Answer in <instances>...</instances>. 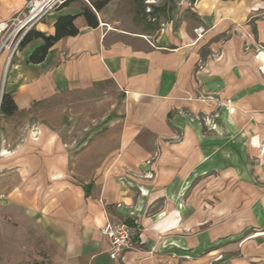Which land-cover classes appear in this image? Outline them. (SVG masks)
Listing matches in <instances>:
<instances>
[{
	"label": "crops",
	"instance_id": "1",
	"mask_svg": "<svg viewBox=\"0 0 264 264\" xmlns=\"http://www.w3.org/2000/svg\"><path fill=\"white\" fill-rule=\"evenodd\" d=\"M26 2L0 0V22ZM67 15L78 33L41 63L40 39L0 56L17 109L0 113V220L52 264H264V63L244 50L264 47V0H74L33 31ZM25 117L44 123L19 143ZM121 222L139 239L112 260L100 230Z\"/></svg>",
	"mask_w": 264,
	"mask_h": 264
},
{
	"label": "built area",
	"instance_id": "2",
	"mask_svg": "<svg viewBox=\"0 0 264 264\" xmlns=\"http://www.w3.org/2000/svg\"><path fill=\"white\" fill-rule=\"evenodd\" d=\"M67 0H27L24 9L9 20L0 22V56L6 54V64L19 53L26 35L53 11L60 8ZM110 242L109 257L119 258L124 251L133 250L137 244L136 229L121 222L106 225L100 230Z\"/></svg>",
	"mask_w": 264,
	"mask_h": 264
},
{
	"label": "rangeland",
	"instance_id": "3",
	"mask_svg": "<svg viewBox=\"0 0 264 264\" xmlns=\"http://www.w3.org/2000/svg\"><path fill=\"white\" fill-rule=\"evenodd\" d=\"M249 49L253 50V52L255 53V58L260 62L261 66L263 67L264 61L261 58V55H264V47L261 45H254V47L252 48L250 44H245L244 50L246 51ZM230 104L231 101H228L229 106ZM229 106L228 109L230 110ZM58 107L59 106H57L56 110L59 109ZM49 110L50 109H47L46 107L40 106L37 107V109L31 111L30 114L43 116L44 114L47 113L49 114ZM35 120L36 118L34 117L30 119L25 117V118H20L18 122H13L15 128L20 129V133H19L20 137L18 139L19 143L22 142L23 136L25 135V132L27 131V126L29 124L34 123L36 124L35 127L37 128L39 124L44 123V121H42V123H39V121H35ZM57 122L58 121H56V123ZM75 124L76 123H74V125ZM9 125L11 124H7L6 126ZM72 128L74 129V127ZM31 130H33V128H31ZM34 134H35L34 137L36 136L37 138L38 134H40L39 130L35 129ZM263 149L264 148H262L261 146L260 148L261 156L264 155ZM5 221H8L6 223L9 224L8 225L9 227L5 225V222L3 223L0 220V260L3 259L6 264H52L49 260L50 259L49 256H46L44 250L41 247V245L43 244L39 239V236H37L32 229H30V232L29 229L27 228H23L22 229L23 232H16L15 230L12 231L13 228L12 229L10 228L12 223L9 220H5ZM3 227H7V228H3ZM28 234L30 235V237L28 236ZM252 236H256V238L259 237L264 238V233H257ZM13 238L15 239L14 241H16V246H14L13 244L14 243Z\"/></svg>",
	"mask_w": 264,
	"mask_h": 264
},
{
	"label": "trees",
	"instance_id": "4",
	"mask_svg": "<svg viewBox=\"0 0 264 264\" xmlns=\"http://www.w3.org/2000/svg\"><path fill=\"white\" fill-rule=\"evenodd\" d=\"M74 0H67L63 3L61 7L68 6L70 2ZM91 8H93L96 12H99L102 10L111 0H86ZM80 15H82L88 26L91 28H95L98 26L97 19L90 9V7H84L81 10ZM76 16H62L59 17L54 25V33L53 35H44L42 33L36 32V31H30L24 40L21 43L20 48L25 46L28 42H30L32 39H40L42 41V44L36 48L28 57L27 62L32 64H39L41 63L49 48H51L58 40H60L63 37L67 36H75L78 32L73 26V21ZM16 106L8 94H3L0 101V113L5 116H11L16 112Z\"/></svg>",
	"mask_w": 264,
	"mask_h": 264
}]
</instances>
